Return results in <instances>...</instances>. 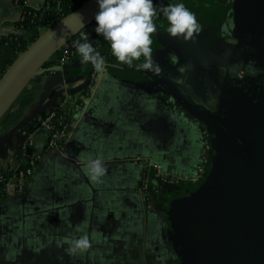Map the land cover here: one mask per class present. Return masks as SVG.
I'll use <instances>...</instances> for the list:
<instances>
[{
  "label": "crops",
  "instance_id": "crops-1",
  "mask_svg": "<svg viewBox=\"0 0 264 264\" xmlns=\"http://www.w3.org/2000/svg\"><path fill=\"white\" fill-rule=\"evenodd\" d=\"M17 1L31 9L44 0H0V38L28 41L36 32L19 26ZM178 2L195 13L200 31L173 38L158 11V75L121 64L110 42L90 30L84 41L104 57L105 72L89 102L83 105V93L70 96L91 65L78 53L66 70L67 96L46 100L67 112L72 138L64 152L45 156L24 193L0 191V264H35L41 256L45 264H264V0L163 6ZM19 56L0 44V81ZM51 80L30 79L5 109L0 177L26 165L22 154L12 156L22 141L14 132L38 110ZM200 120L216 131L210 180L195 182L204 154ZM48 141L37 132L32 152H45ZM96 158L107 169L101 180L89 175ZM153 166L179 184L161 185ZM84 234L89 249L71 254Z\"/></svg>",
  "mask_w": 264,
  "mask_h": 264
},
{
  "label": "clouds",
  "instance_id": "clouds-1",
  "mask_svg": "<svg viewBox=\"0 0 264 264\" xmlns=\"http://www.w3.org/2000/svg\"><path fill=\"white\" fill-rule=\"evenodd\" d=\"M97 3L99 11L95 14V32L110 42L112 55L121 64L135 67L137 71L148 70L157 75L162 71L152 47L153 33L157 31L154 18L158 11L166 16L169 24L167 33L173 38L183 37L187 40L200 31L195 13L184 3L161 5L159 8L154 6V0H97ZM73 46L80 54L82 63L91 62L97 73L104 74L106 61L91 42L76 41ZM141 57L143 62L134 64ZM88 169L94 180H101L107 170L100 158L90 160ZM89 247V236L84 234L71 242L68 251L77 254Z\"/></svg>",
  "mask_w": 264,
  "mask_h": 264
},
{
  "label": "water",
  "instance_id": "water-1",
  "mask_svg": "<svg viewBox=\"0 0 264 264\" xmlns=\"http://www.w3.org/2000/svg\"><path fill=\"white\" fill-rule=\"evenodd\" d=\"M218 1L222 4L227 3V0ZM98 11L99 5L97 0H89L85 2L75 12L69 14L51 29H48L43 34L39 35L36 41L17 58L13 65L3 75L0 81V120L9 102L27 81L37 76H44L47 74L49 75V78L52 79L47 84V92L38 110L14 132V134L19 133L22 136L21 144L14 147V151L12 153L14 159H18L19 155L22 154V156H24V161L26 163L29 162L33 149L30 145V141L33 142L34 135L39 131H44L49 134L45 129L41 128L38 121L41 115L51 114V112L55 109L54 107L45 104L46 100L49 99L54 92L57 93L56 98H62L68 94L65 86L68 87L70 79L66 74V70L70 65L67 64L65 67L47 69L45 68V64L50 61L51 58L61 53L64 49L69 48L70 46L68 45L77 39L80 32L84 30H88L90 32V30L95 29L97 26L95 14ZM93 70L94 68L92 64H89L87 73L85 74V84L77 89L71 90L69 93L70 96H76L83 93L81 98L83 105L85 102H89V100H91V95L97 88L98 82L93 90L89 89ZM74 104L78 105L80 102L74 101ZM28 122H31V124L26 125ZM200 122L203 125V131H207L210 135L211 150H214V135L216 130L207 124H203L204 122L201 120ZM71 138L72 137L68 140ZM62 152H55L52 154H60ZM203 152L205 154V150H203ZM212 166L213 162L210 163L208 174L205 178L206 181L210 180V177L208 178V176ZM24 168V164L19 162H17L16 167H14V169L18 171H22Z\"/></svg>",
  "mask_w": 264,
  "mask_h": 264
},
{
  "label": "built area",
  "instance_id": "built-area-1",
  "mask_svg": "<svg viewBox=\"0 0 264 264\" xmlns=\"http://www.w3.org/2000/svg\"><path fill=\"white\" fill-rule=\"evenodd\" d=\"M52 1L54 0H44V2L40 6L31 9L21 6L17 1V4H19L21 9L19 24L23 26L22 23H24L27 20V17L31 18L29 20L31 24H34L37 20L44 18L46 12L50 9ZM168 1L169 0H154V6L158 8L160 5L166 4ZM58 10H60V8H58ZM60 17H63V13L60 15ZM40 29H43V27H40L39 30ZM88 32H89L88 30H84L80 32L77 39L78 40L87 39V37L89 36ZM60 54L62 57L59 60V66L65 67L67 64H70L73 61V58L76 57L78 51L74 46H71L69 48L64 49ZM98 79H99V73H97L96 70L94 69L91 76V82L89 87L90 90L94 89L96 83L98 82ZM55 120L58 121L59 124L58 126L53 125V122ZM39 123L41 128L45 129L49 133V141L47 143L45 152L43 153L32 152L29 162L26 163L25 168L22 171H18L14 169L16 172L13 175V177L10 180H8L7 186L4 188V191H6L10 187V188H14L17 194L24 193L26 191L28 181L38 170L45 156L55 152L64 151L66 144L69 141L68 139L72 135L73 126L69 118V115L65 111L63 115L60 117H58L56 113L52 112L47 117L40 118ZM202 139H203V147L205 150V154L201 159L200 165L198 167L197 175L194 177L195 182H198L199 180H203L206 178L211 163V154H210L211 138L207 131H203ZM30 145L31 147H33L32 141H30ZM148 165H149L148 170H146V174H145L146 178L150 177V169H149L150 164ZM153 167L154 170L156 171L155 177H157L160 182L162 181L163 183L171 186H175L179 184V181L177 179L170 178L167 174L160 172L159 169H157V167L155 166ZM4 182H6V178L3 175L0 177V183H4Z\"/></svg>",
  "mask_w": 264,
  "mask_h": 264
},
{
  "label": "trees",
  "instance_id": "trees-1",
  "mask_svg": "<svg viewBox=\"0 0 264 264\" xmlns=\"http://www.w3.org/2000/svg\"><path fill=\"white\" fill-rule=\"evenodd\" d=\"M83 5V2L81 0H54L52 1V4L50 6V9L46 12L44 18L37 20L34 24L30 23V19L29 17H27V20L22 23L23 26H21V24H19V26L27 33L29 32H36V34H34V36L30 39V40H24L22 37L19 36H9V37H1L0 38V44L3 45H8L12 48H14V50L21 55L22 53H24L35 41L36 39L39 37V28L43 27V29H51L53 26H55L59 21H61L63 18H65L66 16H68L69 14L75 12L77 9H79L81 6ZM58 8H60V10H58ZM63 13V17H60V15ZM49 22V23H48ZM44 29V30H45ZM89 33V32H88ZM76 41L79 42H85L84 40H78L76 39ZM61 54L58 55L56 57L55 60H51L48 61L45 64V68L49 69V68H54L57 64L58 61L61 59ZM58 60V61H57ZM53 113H56L58 115V117L62 116L64 113V110L62 109H54L52 111ZM51 112V113H52ZM49 114H43L39 117L40 118H45L47 117ZM39 121V120H38ZM37 121V123H38ZM54 126H58V121L55 120L53 122ZM28 131V130H27ZM15 170H10L9 172H7L4 176L6 178V182L4 183H0V189H1V194L4 193V188L7 186V182L8 180H10L13 175L15 174Z\"/></svg>",
  "mask_w": 264,
  "mask_h": 264
},
{
  "label": "flooded vegetation",
  "instance_id": "flooded-vegetation-1",
  "mask_svg": "<svg viewBox=\"0 0 264 264\" xmlns=\"http://www.w3.org/2000/svg\"><path fill=\"white\" fill-rule=\"evenodd\" d=\"M160 184L163 185V186L167 185V184L163 183L162 181L160 182ZM169 186H171V185H169ZM41 258H42V256L40 258H38L39 261L35 262V264H42V263H44V259H41Z\"/></svg>",
  "mask_w": 264,
  "mask_h": 264
},
{
  "label": "rangeland",
  "instance_id": "rangeland-1",
  "mask_svg": "<svg viewBox=\"0 0 264 264\" xmlns=\"http://www.w3.org/2000/svg\"><path fill=\"white\" fill-rule=\"evenodd\" d=\"M24 260H26V259H24ZM23 264H26V263H23Z\"/></svg>",
  "mask_w": 264,
  "mask_h": 264
},
{
  "label": "bare ground",
  "instance_id": "bare-ground-1",
  "mask_svg": "<svg viewBox=\"0 0 264 264\" xmlns=\"http://www.w3.org/2000/svg\"><path fill=\"white\" fill-rule=\"evenodd\" d=\"M46 31V30H45Z\"/></svg>",
  "mask_w": 264,
  "mask_h": 264
}]
</instances>
